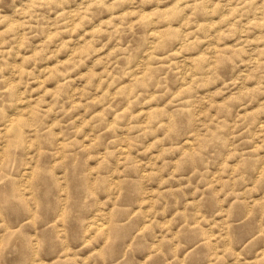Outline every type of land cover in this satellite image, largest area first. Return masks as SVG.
I'll list each match as a JSON object with an SVG mask.
<instances>
[{
	"label": "clouds",
	"instance_id": "obj_1",
	"mask_svg": "<svg viewBox=\"0 0 264 264\" xmlns=\"http://www.w3.org/2000/svg\"><path fill=\"white\" fill-rule=\"evenodd\" d=\"M0 264H264V0H0Z\"/></svg>",
	"mask_w": 264,
	"mask_h": 264
}]
</instances>
